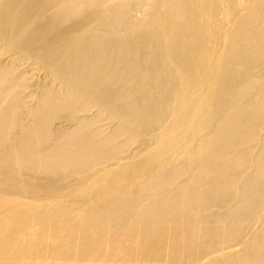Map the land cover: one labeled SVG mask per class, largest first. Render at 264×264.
<instances>
[{
	"label": "bare ground",
	"instance_id": "1",
	"mask_svg": "<svg viewBox=\"0 0 264 264\" xmlns=\"http://www.w3.org/2000/svg\"><path fill=\"white\" fill-rule=\"evenodd\" d=\"M0 264H264V0H0Z\"/></svg>",
	"mask_w": 264,
	"mask_h": 264
}]
</instances>
